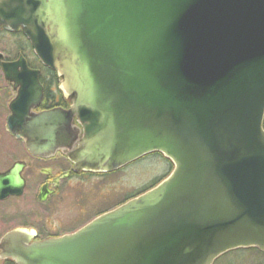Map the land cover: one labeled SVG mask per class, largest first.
Returning a JSON list of instances; mask_svg holds the SVG:
<instances>
[{"label": "water", "instance_id": "water-1", "mask_svg": "<svg viewBox=\"0 0 264 264\" xmlns=\"http://www.w3.org/2000/svg\"><path fill=\"white\" fill-rule=\"evenodd\" d=\"M0 24L21 26L61 77L82 127L83 169L111 171L153 152L173 165L78 232L6 256L214 264L238 249L264 253V0H0ZM54 118L21 126L48 141ZM37 142L29 137L28 148Z\"/></svg>", "mask_w": 264, "mask_h": 264}, {"label": "flooded vegetation", "instance_id": "flooded-vegetation-1", "mask_svg": "<svg viewBox=\"0 0 264 264\" xmlns=\"http://www.w3.org/2000/svg\"><path fill=\"white\" fill-rule=\"evenodd\" d=\"M15 63L28 70L3 68ZM61 84L57 71L37 58L21 26L0 24V189L18 191L0 198V264H19L6 256L9 252H27L34 245L78 232L155 187L173 168L138 192H121L118 174L161 154L149 153L106 172L83 169L75 159L82 127L71 116V96ZM50 112L60 118L51 122L54 133L48 141L42 134L24 133L21 125ZM72 128L78 130L74 142ZM32 136L38 140L35 150L28 148ZM8 235L13 237L5 242Z\"/></svg>", "mask_w": 264, "mask_h": 264}, {"label": "rangeland", "instance_id": "rangeland-1", "mask_svg": "<svg viewBox=\"0 0 264 264\" xmlns=\"http://www.w3.org/2000/svg\"><path fill=\"white\" fill-rule=\"evenodd\" d=\"M170 166H172L170 161L166 160L162 155L153 156L137 162L128 170L118 174V183L121 192L129 191L131 189L132 191L138 192L141 191V189L148 187L154 181L158 182L166 171L169 170ZM245 261L254 263L258 262V258L248 257ZM228 263L243 264V256L221 257L214 262V264Z\"/></svg>", "mask_w": 264, "mask_h": 264}, {"label": "trees", "instance_id": "trees-1", "mask_svg": "<svg viewBox=\"0 0 264 264\" xmlns=\"http://www.w3.org/2000/svg\"><path fill=\"white\" fill-rule=\"evenodd\" d=\"M263 129H264V120H263ZM232 257V256H243V264H264V253H261L259 251H257L256 249H238L235 251H231L226 253L225 255L221 256V257ZM220 257V258H221ZM250 258V257H256L258 258V262H248L245 261L246 258ZM262 257V259H261ZM218 258V259H220ZM217 259V260H218ZM260 259V260H259ZM257 261V260H255ZM228 264H234V263H228Z\"/></svg>", "mask_w": 264, "mask_h": 264}]
</instances>
